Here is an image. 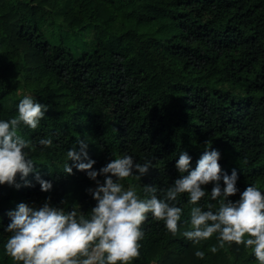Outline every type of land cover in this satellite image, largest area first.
Masks as SVG:
<instances>
[{
	"label": "trees",
	"instance_id": "trees-1",
	"mask_svg": "<svg viewBox=\"0 0 264 264\" xmlns=\"http://www.w3.org/2000/svg\"><path fill=\"white\" fill-rule=\"evenodd\" d=\"M57 26L85 32L93 50L76 57L63 40L52 43L44 29ZM24 95L48 106L37 128L21 124L18 134L36 144L29 155L53 187L41 191L31 173V186L18 176L20 187L0 185V264H22L3 248L7 212L17 203L47 199L86 216L95 205L86 191L95 182L83 171L63 173L78 138L87 139L97 170L121 154L152 159L141 179L121 181L141 196L144 184L167 188L180 175L181 150L194 167L206 146L219 150L224 172L236 169L241 191L255 184L264 193V0H0V119L16 116ZM40 138L53 144L39 145ZM204 187L198 204L206 210L217 201L210 199L212 184ZM177 206L175 235L146 216L130 264H258L243 243L211 252L215 233L198 243L186 239L193 206L186 193Z\"/></svg>",
	"mask_w": 264,
	"mask_h": 264
},
{
	"label": "clouds",
	"instance_id": "clouds-1",
	"mask_svg": "<svg viewBox=\"0 0 264 264\" xmlns=\"http://www.w3.org/2000/svg\"><path fill=\"white\" fill-rule=\"evenodd\" d=\"M18 114L0 119V185L5 183L20 187L17 176L26 186H31L29 174L39 183L41 191H50L51 180L41 177L29 150L36 144L18 134L21 124L37 128L48 106L32 95H24L16 105ZM208 142H206L207 144ZM38 144L51 146V138H40ZM86 138L76 139L66 152L63 164L65 175L73 169L85 172L95 182L86 189L95 200L86 216L73 206H50L47 199L39 205L19 202L7 215L10 222L4 228L9 233L3 243L5 255L22 264H130L139 255V240L143 237L142 222L148 214L162 220L164 227L173 235L181 219L182 208L177 197L186 193L190 208L191 230L182 235L192 243L216 234L217 243L210 247L215 253L225 243H243L250 249L258 264H264V193L255 184H247L241 191L237 187L238 173L232 169L226 173L218 163L221 153L206 146L193 167L192 157L181 150L175 160L178 175L167 188L154 185L142 186L143 196L138 195L135 185L127 187L124 178L145 176L153 166V160L144 158L138 162L132 155L121 154L110 159L98 170L96 161L89 157ZM71 161V164H69ZM103 177V182L97 179ZM223 181V184H221ZM211 183L210 199L206 210L198 201L206 195L205 185ZM162 193L159 197L157 192ZM239 193L237 199L230 197ZM218 205V206H217ZM194 255L203 259L205 252L197 249Z\"/></svg>",
	"mask_w": 264,
	"mask_h": 264
},
{
	"label": "rangeland",
	"instance_id": "rangeland-1",
	"mask_svg": "<svg viewBox=\"0 0 264 264\" xmlns=\"http://www.w3.org/2000/svg\"><path fill=\"white\" fill-rule=\"evenodd\" d=\"M46 35L52 43H57L59 40H63L65 43L73 47V51L76 57L82 55L85 50H93L94 41L91 37L87 36L85 32H68L64 29L55 27L45 28Z\"/></svg>",
	"mask_w": 264,
	"mask_h": 264
}]
</instances>
